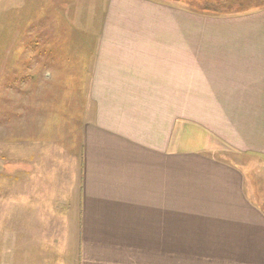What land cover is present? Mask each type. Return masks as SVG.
I'll list each match as a JSON object with an SVG mask.
<instances>
[{
    "label": "crops",
    "instance_id": "crops-1",
    "mask_svg": "<svg viewBox=\"0 0 264 264\" xmlns=\"http://www.w3.org/2000/svg\"><path fill=\"white\" fill-rule=\"evenodd\" d=\"M86 1L31 43L79 89L2 170L0 264H264V5Z\"/></svg>",
    "mask_w": 264,
    "mask_h": 264
},
{
    "label": "rangeland",
    "instance_id": "rangeland-1",
    "mask_svg": "<svg viewBox=\"0 0 264 264\" xmlns=\"http://www.w3.org/2000/svg\"><path fill=\"white\" fill-rule=\"evenodd\" d=\"M48 1L0 0V190L7 177L2 170L13 163L15 149L20 154L27 150L30 113L36 112V124L44 123V118L63 124L74 122L75 116L69 112L75 109V94L79 89L74 75L76 68L60 67V63L68 61L60 62L57 57L44 59V53L36 54L31 43H60L63 37L60 28L65 27L67 19L71 26L77 23L91 26L95 10H91V2L79 0V15L84 18L81 19L77 0H52L46 4ZM205 1L212 2L213 9L232 12L264 5V0H182L180 6L201 10L206 6ZM56 54L57 51L53 52ZM92 105V100L84 101L82 110L87 112L84 121L91 118Z\"/></svg>",
    "mask_w": 264,
    "mask_h": 264
},
{
    "label": "trees",
    "instance_id": "trees-1",
    "mask_svg": "<svg viewBox=\"0 0 264 264\" xmlns=\"http://www.w3.org/2000/svg\"><path fill=\"white\" fill-rule=\"evenodd\" d=\"M164 1H167V4H170V5H179L180 6L182 3V0H164ZM205 3L204 4L206 6H204L203 9H201L200 11H204V12L205 11H208V12L209 11H217V12L224 11L223 9H219V8L213 9L212 2H210V1H205ZM182 7H184V6H182ZM184 8H189V7H184Z\"/></svg>",
    "mask_w": 264,
    "mask_h": 264
}]
</instances>
